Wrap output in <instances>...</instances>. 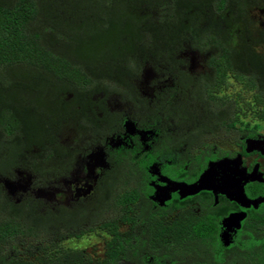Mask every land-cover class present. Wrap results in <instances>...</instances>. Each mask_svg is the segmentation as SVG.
<instances>
[{"label": "flooded vegetation", "instance_id": "flooded-vegetation-1", "mask_svg": "<svg viewBox=\"0 0 264 264\" xmlns=\"http://www.w3.org/2000/svg\"><path fill=\"white\" fill-rule=\"evenodd\" d=\"M247 2L245 16L231 18L227 41L236 32L248 40L264 28V0ZM227 5L232 17L237 6ZM147 8L156 25L167 17L172 22L164 8L157 15ZM157 36L158 45L144 42L138 61L122 63L109 80L61 81L39 122L42 135L18 145L23 153L0 159V264L91 263L101 257L87 254L86 245L102 229L105 242L120 235L127 245L135 236L149 243L151 234L163 233L157 226L198 218L209 222L224 249H246L254 229L262 264L264 200L246 207L214 187H187L212 163L224 162L231 188L242 187L249 200L264 197V121L257 110L242 115L229 104L233 86L252 90L254 103L261 100L255 92L264 80V42L237 56L209 39L195 42L190 31L177 41L162 40L166 32ZM254 55L263 64L258 71L249 60ZM239 212L245 216L238 227L224 222ZM184 236L175 238L190 244ZM140 257L163 261L159 254Z\"/></svg>", "mask_w": 264, "mask_h": 264}, {"label": "trees", "instance_id": "trees-1", "mask_svg": "<svg viewBox=\"0 0 264 264\" xmlns=\"http://www.w3.org/2000/svg\"><path fill=\"white\" fill-rule=\"evenodd\" d=\"M247 1L0 0V159L23 153L24 148L18 145H30L42 135L39 122L45 117L42 114L51 110L49 100L55 97V90L64 86L61 81L70 84L98 77L111 79L112 73L124 67L122 63L138 61L136 50L145 46L144 42L158 45V31L166 32L167 36L162 38L165 41H177L183 31H190L195 42L209 39L213 45L226 47L237 56L250 54L249 47L264 42L263 27L248 40L236 32L235 38L228 36L227 41L228 32L235 28L231 18L239 22L245 16ZM226 4L231 8L237 6L232 9V17L224 12ZM151 5L164 8L172 22L167 17L158 19L162 25H156L155 18L145 10ZM68 31H72V40L76 42L73 48L65 46ZM255 56L249 60L256 71L263 64ZM257 94L261 100L255 104L264 121V80L258 85L255 98ZM156 230L163 233L156 237L151 234L154 240L149 243L146 238L135 236L127 245L126 239L114 235L105 242L101 259L85 264L127 262L128 246L134 264H241L238 258L243 255L246 261L242 264L259 262L254 229L247 236L244 250L224 249L216 242L215 230L203 218L186 223L182 220L164 229L157 226ZM142 232L141 236L147 235V226ZM165 236L173 239L166 240ZM183 236L191 238L190 244L175 238ZM147 253L159 254L163 261L146 263L140 256ZM261 262L264 264V256Z\"/></svg>", "mask_w": 264, "mask_h": 264}, {"label": "rangeland", "instance_id": "rangeland-1", "mask_svg": "<svg viewBox=\"0 0 264 264\" xmlns=\"http://www.w3.org/2000/svg\"><path fill=\"white\" fill-rule=\"evenodd\" d=\"M145 10H148L147 6L145 7ZM150 12H151V14L157 15V13L159 12V9L157 6L151 5L150 6ZM184 39L190 40L189 36H187ZM65 41H66L65 46H67L68 48H73L76 46V42L74 40H72V31H68V34L65 37ZM207 41H208V39H207ZM98 72H99V70H98ZM229 104H230V106H231L230 108H232V110L238 111L242 115H243L242 111H244V113L249 115L253 110H257L256 104L254 103V101H252V90L250 91L246 88L244 91H238L236 86L231 87V89L229 90ZM232 110H231V112H232ZM232 114H233V112H232ZM262 127H264L263 122H261V128ZM110 217H112V216H109V218ZM120 230H123V231L126 230V226L120 225ZM107 238H108V236L104 233V230L102 229V234H100V238L95 239V241L91 240L90 243H88L86 245V249H87L86 253L91 254L90 256L94 257V259L97 257H102L104 249H105V240ZM245 261H246L245 255L238 258V262H240L241 264H242V262H245ZM120 264H129V263H128V261L127 262L123 261ZM133 264H134V262H133Z\"/></svg>", "mask_w": 264, "mask_h": 264}, {"label": "water", "instance_id": "water-1", "mask_svg": "<svg viewBox=\"0 0 264 264\" xmlns=\"http://www.w3.org/2000/svg\"><path fill=\"white\" fill-rule=\"evenodd\" d=\"M224 162H219L216 164H211L210 169L207 170L206 173L203 174L202 178L199 180L197 184H193L188 186L187 188L192 190H200V189H207L209 187H214L221 191L222 193H226L229 197L239 201L242 205L248 207L250 205L256 206L259 202L264 200V197L256 198L255 200H249L246 196V194L243 191V188H237L233 189L231 188L233 185L231 183V177H229L226 173L222 172V166ZM216 167L219 169V171H216L213 169V167ZM214 170V171H213ZM231 183V185H230ZM245 216V213L239 212V213H232L229 214L224 220V222L236 225L238 227L240 221Z\"/></svg>", "mask_w": 264, "mask_h": 264}]
</instances>
